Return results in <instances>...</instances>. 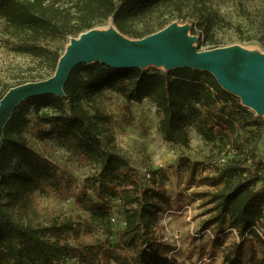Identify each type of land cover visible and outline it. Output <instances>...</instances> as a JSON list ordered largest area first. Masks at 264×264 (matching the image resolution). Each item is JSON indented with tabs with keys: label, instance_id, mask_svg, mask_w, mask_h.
Here are the masks:
<instances>
[{
	"label": "trees",
	"instance_id": "1",
	"mask_svg": "<svg viewBox=\"0 0 264 264\" xmlns=\"http://www.w3.org/2000/svg\"><path fill=\"white\" fill-rule=\"evenodd\" d=\"M188 2L0 0V42L11 52L42 61L47 77L41 81L47 80L55 74L71 38L111 21L124 36L143 39L166 28L167 21H154L141 32L130 28L133 23L150 20L170 5L181 12ZM218 22V15L209 12L202 24L207 40L199 43L198 50L202 44L211 46L209 50L220 48L213 34ZM12 88L0 91V101ZM107 90L122 95L128 104L153 98L163 113L160 132L167 143L189 150L188 127L194 126L205 141L219 140V147L232 145L241 150L235 145L236 118L248 109L212 74L187 68L163 72L113 69L101 63L79 65L70 74L63 97L28 99L5 126L0 139V264H161V256L173 251L153 231L159 209L155 200L168 199L165 189L157 187V174L147 180L148 175L118 151L112 144L111 119L94 105ZM32 109L55 112L32 126L33 136L45 150L49 140L55 139L67 145L80 162L92 166L82 189L66 167L35 151L26 137ZM244 126L261 130L264 123L255 117L245 120ZM208 164L183 156L175 169L195 180ZM210 165L212 172L199 179L210 190L199 194L213 206L208 226L227 225L240 238L227 249L225 264H264L253 243L255 239L264 245V185L258 187L263 158L252 153L223 166ZM41 187L55 194L71 193L75 187L74 204L89 218L43 215L36 206ZM114 203L121 207L124 219L118 245L111 241L113 224L119 223L112 221H118ZM96 231L102 238L94 237Z\"/></svg>",
	"mask_w": 264,
	"mask_h": 264
},
{
	"label": "rangeland",
	"instance_id": "2",
	"mask_svg": "<svg viewBox=\"0 0 264 264\" xmlns=\"http://www.w3.org/2000/svg\"><path fill=\"white\" fill-rule=\"evenodd\" d=\"M209 12L216 13L219 18L213 34L220 48L239 46L245 50L264 54V0H190L178 11L175 6H167L154 13L150 20L133 23L130 28L141 32L148 24L156 21H167V26L177 23L190 26V35L197 38L196 46L207 40L203 23ZM161 19V20H159ZM112 22L99 26L98 30H108ZM127 38L135 40L133 36ZM1 38V27H0ZM70 44V40L66 47ZM211 46L202 44L199 51H207ZM153 68V67H150ZM149 69V68H148ZM166 71L164 68H156ZM43 62L30 55L18 54L3 47L0 42V91L7 87H15L32 81L46 78ZM94 105L101 109L112 121V144L126 156L133 166L143 175L157 174V187L167 193V201L155 200L159 209L156 215L154 233L168 243L173 251L161 256V264H225L227 249L240 241L237 232L227 225L208 226L212 216L209 213L212 205L207 198L199 194L210 191L201 186L199 179L212 172L211 165L223 166L234 159L245 158L252 153L263 158L264 163V127H245L244 121L260 118L264 123V115L259 116L247 107V111L237 113V142L241 150L227 146L219 147L215 143L205 141L195 129L189 126L191 138L190 149L167 143L160 132L163 113L158 109L153 98H146L141 103L128 104L124 97L107 90L96 98ZM55 115L52 109H44L36 113L31 110L28 119L30 124L25 135L35 151L48 156L61 167L67 168L70 177L79 189L84 187V179L92 172V166L78 160L69 147L55 139L49 140V147L43 145L33 136L32 126L39 118ZM223 148V149H222ZM188 157L192 162L209 163L206 169L198 171L195 180L186 171L178 172L175 167L181 157ZM150 176L147 177V180ZM264 185V166L260 172L258 187ZM71 193L55 194L48 187H41L37 192L36 206L43 215H63L75 220L88 219L89 214L76 208ZM118 224H113V245H118L122 222V209L114 203ZM94 237L102 238L96 231ZM253 239V238H252ZM254 240L255 250L264 258V245Z\"/></svg>",
	"mask_w": 264,
	"mask_h": 264
},
{
	"label": "water",
	"instance_id": "3",
	"mask_svg": "<svg viewBox=\"0 0 264 264\" xmlns=\"http://www.w3.org/2000/svg\"><path fill=\"white\" fill-rule=\"evenodd\" d=\"M190 26L173 23L143 39L131 40L113 25L71 38L55 74L42 81L10 89L0 101V139L15 109L33 97H63L72 71L82 64L101 63L113 69L187 68L212 74L219 85L241 100L243 106L264 115V54L239 46L199 51Z\"/></svg>",
	"mask_w": 264,
	"mask_h": 264
},
{
	"label": "built area",
	"instance_id": "4",
	"mask_svg": "<svg viewBox=\"0 0 264 264\" xmlns=\"http://www.w3.org/2000/svg\"><path fill=\"white\" fill-rule=\"evenodd\" d=\"M147 177H149V175L147 176ZM112 221L114 222V223H116L117 222V220L114 218V219H112ZM260 234L262 235V233L260 232Z\"/></svg>",
	"mask_w": 264,
	"mask_h": 264
}]
</instances>
